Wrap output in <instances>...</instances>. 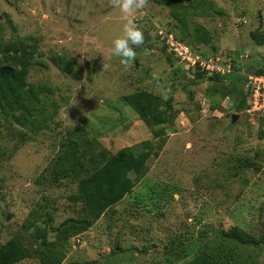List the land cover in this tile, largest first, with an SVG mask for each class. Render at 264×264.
<instances>
[{
	"label": "rangeland",
	"instance_id": "374dc122",
	"mask_svg": "<svg viewBox=\"0 0 264 264\" xmlns=\"http://www.w3.org/2000/svg\"><path fill=\"white\" fill-rule=\"evenodd\" d=\"M213 1L222 15L192 18L212 35L204 45L183 37L168 6L147 0L129 17L144 43L135 48L138 65L125 67L111 55L127 19L112 0H0V41L32 45L26 82L41 99L35 122L24 127L0 111V246L12 236L38 244L39 227L51 242L55 227L82 213L77 178L54 180L50 171L68 138L84 164L78 176L122 147L152 140L123 95L147 90L168 98L174 115L129 194L85 231L15 264H187L174 255L191 250L201 231L238 226L257 238L263 233L264 114L250 117L242 107L245 78L264 63V45L249 35L264 33V0ZM154 23L205 57H230L234 73L186 87L184 66L167 62ZM248 251V264H264V243Z\"/></svg>",
	"mask_w": 264,
	"mask_h": 264
},
{
	"label": "trees",
	"instance_id": "16d2710c",
	"mask_svg": "<svg viewBox=\"0 0 264 264\" xmlns=\"http://www.w3.org/2000/svg\"><path fill=\"white\" fill-rule=\"evenodd\" d=\"M150 1L168 6L171 18L181 28L184 35L182 36H192L194 41L204 45L211 42L212 35L192 18L222 15L224 12L213 0ZM169 30L173 31L172 28ZM174 35L180 41L188 44L180 36ZM249 35L256 45H264V33L259 29L250 31ZM188 45L196 48L191 44ZM161 48L166 50L164 45H161ZM33 53L32 45L25 39L7 45H3L0 41V111L10 114L13 121L22 127L35 122L38 105L41 101L38 90L26 82ZM200 53L204 55L201 50ZM170 57L173 58L169 54L166 60L171 66ZM232 63L235 68L236 63L233 59ZM135 64L138 65L136 60ZM181 69L186 79L188 78L186 87H190L196 81L206 79L219 81L226 78L219 75L210 76L182 67ZM251 73L253 75L264 74V63L254 68ZM188 93L192 97L190 90ZM244 95L242 111L246 107L245 91ZM122 100L151 129L152 140L147 139L135 146L122 147L115 154L104 157L103 162L93 168L89 174L78 176L76 167H84V164L77 154V141L68 138L66 147L54 159L50 171L54 180L66 178L71 174L77 178V198L82 205V213L77 219H66L55 227V237L51 242L46 240V230L40 227L37 228L35 236L36 239H40V242L37 244L35 241L31 247L24 243V236H12L0 246V264L18 263L37 254L41 245L47 247L52 242L65 241L85 231L100 218L106 209L129 194L141 179L146 160L154 154L153 140L161 138L173 121L172 104L170 99H161L147 90H137L125 94L122 96ZM130 174H133L134 179L130 177ZM263 243L264 231L257 238L241 230L238 226H232L220 231H201L197 243L191 247V250L186 251V247H182V250L174 257L176 260L189 258L187 264H248L247 260L251 258L248 249L259 247ZM80 264L99 263L96 260L85 259Z\"/></svg>",
	"mask_w": 264,
	"mask_h": 264
},
{
	"label": "built area",
	"instance_id": "2783aa9c",
	"mask_svg": "<svg viewBox=\"0 0 264 264\" xmlns=\"http://www.w3.org/2000/svg\"><path fill=\"white\" fill-rule=\"evenodd\" d=\"M154 36L165 46L166 51L186 70L206 75L227 77L234 73L230 57H205L197 48L180 41L173 33L159 23H154ZM246 107L244 113L250 117L264 114V74L247 75L245 82Z\"/></svg>",
	"mask_w": 264,
	"mask_h": 264
},
{
	"label": "clouds",
	"instance_id": "9594fccd",
	"mask_svg": "<svg viewBox=\"0 0 264 264\" xmlns=\"http://www.w3.org/2000/svg\"><path fill=\"white\" fill-rule=\"evenodd\" d=\"M147 0H112V5L118 8L120 13L127 18L122 25L121 35L112 41L111 55L119 58L125 67L130 66L136 58L135 48L144 43L143 32L129 18L136 11L143 9ZM162 95H164L162 93Z\"/></svg>",
	"mask_w": 264,
	"mask_h": 264
},
{
	"label": "water",
	"instance_id": "95a60500",
	"mask_svg": "<svg viewBox=\"0 0 264 264\" xmlns=\"http://www.w3.org/2000/svg\"><path fill=\"white\" fill-rule=\"evenodd\" d=\"M236 118V115H233L232 119L234 120Z\"/></svg>",
	"mask_w": 264,
	"mask_h": 264
}]
</instances>
